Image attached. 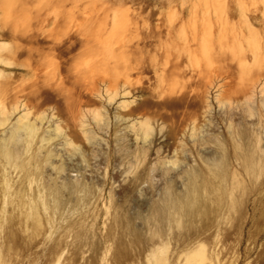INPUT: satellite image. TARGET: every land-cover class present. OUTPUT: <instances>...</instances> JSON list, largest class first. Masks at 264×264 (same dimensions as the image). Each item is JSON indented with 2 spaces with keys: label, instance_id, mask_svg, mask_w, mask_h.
Masks as SVG:
<instances>
[{
  "label": "rangeland",
  "instance_id": "1",
  "mask_svg": "<svg viewBox=\"0 0 264 264\" xmlns=\"http://www.w3.org/2000/svg\"><path fill=\"white\" fill-rule=\"evenodd\" d=\"M62 30L76 125L29 72ZM262 73L264 0H0V264H264Z\"/></svg>",
  "mask_w": 264,
  "mask_h": 264
},
{
  "label": "bare ground",
  "instance_id": "2",
  "mask_svg": "<svg viewBox=\"0 0 264 264\" xmlns=\"http://www.w3.org/2000/svg\"><path fill=\"white\" fill-rule=\"evenodd\" d=\"M47 14L51 15L50 13H47ZM46 19L47 20L45 21V24H42L39 27L37 31V35H42V36L46 35V37L47 36L51 37L55 33H58L59 31L58 27H60L61 24L58 21L59 19H55L54 21H52V27H50V29L48 28L49 31H47L44 28L47 24L49 25L51 21L48 18V16ZM68 32L70 31L68 30ZM63 35H67V37L59 41H56V39H54L53 43L48 44L46 48L44 46H40L38 48L37 54H36L38 58L36 59L35 63H33L34 65H32V67L30 68L31 70L29 72L32 73V76L34 77V81L37 86L39 87L47 86L51 90H54L55 92H57L59 96H61L65 104L66 111L68 112L69 119L72 121L74 125H76L77 122H79L77 120L82 118L81 116L83 115V112H84L83 110L84 106L87 104V100L85 99L84 92H83V90H85L86 88L80 82V79L83 75V71L85 67H87L85 63L86 61L88 64L90 63V61H100V60L105 59V57L101 56L102 53H104L103 47L102 45H98V44L88 47L87 50L86 48H84L83 50H80L78 53H76V55H72L71 54L73 50L72 47L74 46V43L76 42H74L71 39L72 35H70L69 33L63 31ZM76 36L77 35H75L74 37ZM73 39L75 40V38ZM83 43H84L83 45L86 44L85 42ZM58 47H61V48H58ZM22 48L25 49L26 47H22ZM85 55L89 57V60H85L83 58V56ZM69 58L71 59L78 58L79 60L77 61L75 60L76 62L74 61L75 62L74 63V62H69L68 61ZM259 86H261V88ZM258 87L260 88L261 92L264 91V73H262L253 83H251V85L244 88V90L242 91L243 92L242 95L244 99L242 98L241 101L245 100V102L248 103L249 101H251L252 98H255V96H253L255 95V93L253 94V92ZM94 90L95 88H92L90 91L92 92ZM116 93L117 92H115L114 94L116 95ZM23 96L25 98L26 95L23 94ZM44 102L45 101L43 100V98L40 99V101L38 102V105H37L38 109H37V112L34 118L35 123H33L34 121L31 122L27 119L28 113H29L28 108H27L28 103L25 102L23 104L27 111L19 119L22 120L25 118L26 120H24V122L21 125H18V127L16 128L18 131L23 129L31 133L34 131V128L36 127V121L39 123H43L46 117L44 113V108H43ZM245 102H242L243 106L244 104H247ZM126 105H127L126 102H122V107ZM251 106L253 109L254 105H251ZM94 118L95 120L98 121L101 118V112L98 110L95 111ZM121 119H122V116H121ZM58 129H60V126L57 124L55 125L53 130L57 131ZM240 136L242 137L243 135L240 134ZM197 247H199V245H197ZM197 247L194 248L192 252H195L197 250Z\"/></svg>",
  "mask_w": 264,
  "mask_h": 264
}]
</instances>
